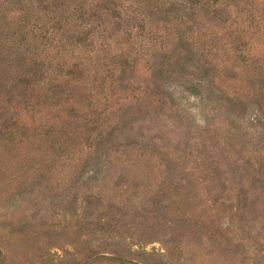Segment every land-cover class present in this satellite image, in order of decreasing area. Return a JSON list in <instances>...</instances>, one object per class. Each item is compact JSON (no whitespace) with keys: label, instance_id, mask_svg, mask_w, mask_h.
<instances>
[{"label":"rangeland","instance_id":"1","mask_svg":"<svg viewBox=\"0 0 264 264\" xmlns=\"http://www.w3.org/2000/svg\"><path fill=\"white\" fill-rule=\"evenodd\" d=\"M152 1L105 22L95 133L50 171L29 143L0 162V264H264V29L241 46L240 8Z\"/></svg>","mask_w":264,"mask_h":264},{"label":"trees","instance_id":"2","mask_svg":"<svg viewBox=\"0 0 264 264\" xmlns=\"http://www.w3.org/2000/svg\"><path fill=\"white\" fill-rule=\"evenodd\" d=\"M183 1L244 11L235 35L237 45L246 46V33L264 29L257 21L260 16L264 20L262 0ZM125 2L154 3L104 0L96 9L86 0H0V162L11 161L29 143L26 156L50 171L73 151L74 139L69 134L77 131L80 121L86 138L95 133L99 112L95 109L93 117H87L81 91L89 62L94 57L106 60L103 53L110 46L105 41L110 35L106 23L109 16L118 18L122 9H128ZM103 63L94 77L102 88L109 80V62ZM115 256L124 261L121 255Z\"/></svg>","mask_w":264,"mask_h":264}]
</instances>
